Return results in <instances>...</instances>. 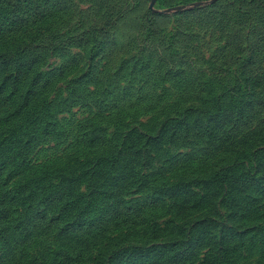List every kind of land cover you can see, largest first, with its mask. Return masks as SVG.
<instances>
[{"label": "rangeland", "instance_id": "rangeland-1", "mask_svg": "<svg viewBox=\"0 0 264 264\" xmlns=\"http://www.w3.org/2000/svg\"><path fill=\"white\" fill-rule=\"evenodd\" d=\"M152 2L0 0V264H264V0Z\"/></svg>", "mask_w": 264, "mask_h": 264}, {"label": "trees", "instance_id": "trees-1", "mask_svg": "<svg viewBox=\"0 0 264 264\" xmlns=\"http://www.w3.org/2000/svg\"><path fill=\"white\" fill-rule=\"evenodd\" d=\"M5 25H2V26H0V32H2V31H4V27ZM9 62L6 60V57H0V67H2V66H4V65H7ZM3 89L2 88H0V93H2L3 95H4V93H3ZM6 97V96H5ZM5 103H7V101H4ZM26 107L24 108V109H22L21 111H18V114L19 113H22V111L23 110H25L26 111ZM221 171V173L223 174V175H221V173L220 172H218L217 173V177H218V179H219V181L220 182H222V183H225L226 182V176L228 175V172H227V170H225V169H223V170H220Z\"/></svg>", "mask_w": 264, "mask_h": 264}, {"label": "water", "instance_id": "water-1", "mask_svg": "<svg viewBox=\"0 0 264 264\" xmlns=\"http://www.w3.org/2000/svg\"><path fill=\"white\" fill-rule=\"evenodd\" d=\"M154 3H155V0H153L152 4H151V8L154 7Z\"/></svg>", "mask_w": 264, "mask_h": 264}]
</instances>
